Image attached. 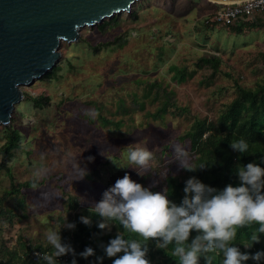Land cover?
Segmentation results:
<instances>
[{
	"label": "rangeland",
	"instance_id": "obj_1",
	"mask_svg": "<svg viewBox=\"0 0 264 264\" xmlns=\"http://www.w3.org/2000/svg\"><path fill=\"white\" fill-rule=\"evenodd\" d=\"M220 5L137 0L114 14L115 21L85 26L77 41H62L50 75L21 86L24 97L10 123L0 124V147L9 125L20 133V146L6 162L10 173L0 167V260L10 252L24 256L26 246L49 251L50 230L71 237L66 222L77 212L95 213L103 191L125 172L153 191H164L167 175L185 173L174 144L189 160L194 153L179 137L196 120L216 121L236 96L234 79L246 88L264 79V22L252 26L257 17L264 21L263 13L222 25L209 14ZM212 56L215 72L209 63L197 64ZM172 65L191 76L175 81ZM164 100L166 111L154 116ZM129 144L155 154L144 175L128 165ZM81 169L87 175L77 178ZM29 180L35 184L18 187ZM114 226L103 233L114 236Z\"/></svg>",
	"mask_w": 264,
	"mask_h": 264
},
{
	"label": "clouds",
	"instance_id": "obj_2",
	"mask_svg": "<svg viewBox=\"0 0 264 264\" xmlns=\"http://www.w3.org/2000/svg\"><path fill=\"white\" fill-rule=\"evenodd\" d=\"M230 146L239 153H247L250 147L245 138L231 141ZM174 148L181 167L188 170L204 167V164L197 165L189 160L180 145L174 144ZM154 155L147 146L127 145L128 165L136 166L139 175L145 174ZM87 171L81 169L82 174L77 178H83ZM237 173L239 184L229 183L220 189L191 176L185 181V195L176 202L169 198L167 189L153 191L151 186H145L125 172L103 191L102 198L91 210L104 218L98 222L99 228L107 227L110 231L111 222L118 221L142 239L125 238L119 233L107 244H102L105 254L116 257L112 264H152L148 241L156 238L157 247L162 249L175 244L173 253L179 264H201L202 257L207 264H212L213 256L208 254L215 251L222 253V264H247L249 258L259 264L264 260V248L255 252L242 251L232 241L236 239L237 226L258 222V233L264 232V166L255 161L241 163ZM80 220L91 225L87 215L80 216ZM66 227L74 229L76 222L67 221ZM193 230L196 235L189 240ZM258 233L252 235V243L245 244L246 247L261 240ZM46 237L54 248V254H42L47 264H57L56 258L69 252L76 254L75 247L62 239L59 230L48 231ZM79 255L87 258L96 255V250L87 245ZM103 259V255L96 256L98 261ZM71 264H77L75 258Z\"/></svg>",
	"mask_w": 264,
	"mask_h": 264
},
{
	"label": "trees",
	"instance_id": "obj_3",
	"mask_svg": "<svg viewBox=\"0 0 264 264\" xmlns=\"http://www.w3.org/2000/svg\"><path fill=\"white\" fill-rule=\"evenodd\" d=\"M135 15V12H132ZM264 15V13H263ZM117 16H112L108 20L103 21L100 27L108 24L109 21H115ZM257 17L252 26L258 24L262 25L264 22ZM264 19V18H263ZM237 31H241L242 27L237 26ZM264 60V52L261 54ZM203 63H209L212 71L217 70L215 57H201L197 64L199 66ZM172 77L177 82L186 80L187 76H191V72H187L183 67L172 65ZM50 72H46L44 77H48ZM236 96L228 103L218 114L216 121L196 120L179 139L186 140L189 149L194 153V158L191 160L197 165L204 164V167H198L195 170L185 169L182 175H167L164 179V190H168L169 198L180 202L185 195L183 189L185 181L191 176H197L205 183L213 185L218 189L223 188L229 183L237 185L240 183L237 167L239 164H246L249 161H255L264 166V79L258 83L255 88L243 87L235 81ZM43 99V96H40ZM167 100H164L162 105L158 108L154 116L158 117L166 111ZM6 140L0 147L1 162L0 167L4 168L6 172L10 173V167L6 164L13 155V151L20 146L19 130L8 126L6 128ZM239 138H245L249 142V150L247 153H239L231 148L230 142ZM33 180H29L19 184L18 187L34 185ZM16 192L19 188L14 187ZM8 193H10L8 191ZM78 206L77 202L70 205L71 209ZM87 215L91 218V225L85 224L80 220V216ZM99 213H75L73 220L76 222L71 237H65L66 242H70L76 249V254L69 252L67 254L57 257V264H71L75 258L77 264H112L116 257H108L102 244H107L110 239L119 233H122L125 238H141L136 233H132L126 229L122 224L112 222L117 234L112 236L110 233H103V230L98 227L97 218ZM104 219V218H102ZM259 232V223L253 222L245 226H237L236 239L232 243L237 244L242 251L255 252L264 248V232ZM254 233L261 236L259 242H253L252 247H246L245 244L252 243L251 237ZM196 235L193 230L189 240ZM142 239V238H141ZM87 245H91L96 250V255L87 258L80 256L79 253L85 249ZM149 258L152 264H179L178 257L173 253L175 244L172 243L167 249L157 247L156 238L148 241ZM24 256H19L14 252H10L8 257L0 260V264H47L43 258L38 260L33 259V253L39 251L41 253L47 252L54 254V248L46 249L42 247L26 246ZM117 253V255H121ZM97 255H103V261L96 260ZM208 255L213 256L212 264H222V253L219 251L211 252ZM65 257V258H64ZM201 264H207L202 257ZM247 264H257L255 260L249 258ZM259 264H264V260Z\"/></svg>",
	"mask_w": 264,
	"mask_h": 264
},
{
	"label": "water",
	"instance_id": "obj_4",
	"mask_svg": "<svg viewBox=\"0 0 264 264\" xmlns=\"http://www.w3.org/2000/svg\"><path fill=\"white\" fill-rule=\"evenodd\" d=\"M135 1L0 0V124L10 123L21 86L56 64L62 41H77L83 27L128 12Z\"/></svg>",
	"mask_w": 264,
	"mask_h": 264
},
{
	"label": "built area",
	"instance_id": "obj_5",
	"mask_svg": "<svg viewBox=\"0 0 264 264\" xmlns=\"http://www.w3.org/2000/svg\"><path fill=\"white\" fill-rule=\"evenodd\" d=\"M262 13H264V0H240L238 2L221 4L220 7L215 10L213 9L209 14L211 15V22L231 25L241 19L252 18ZM43 253L35 251L33 259L38 260L42 257Z\"/></svg>",
	"mask_w": 264,
	"mask_h": 264
},
{
	"label": "bare ground",
	"instance_id": "obj_6",
	"mask_svg": "<svg viewBox=\"0 0 264 264\" xmlns=\"http://www.w3.org/2000/svg\"><path fill=\"white\" fill-rule=\"evenodd\" d=\"M212 1V0H210ZM240 0H220V1H213V2H217V3H220V4H226V3H232V2H238Z\"/></svg>",
	"mask_w": 264,
	"mask_h": 264
}]
</instances>
